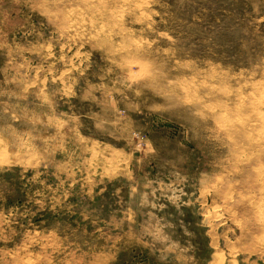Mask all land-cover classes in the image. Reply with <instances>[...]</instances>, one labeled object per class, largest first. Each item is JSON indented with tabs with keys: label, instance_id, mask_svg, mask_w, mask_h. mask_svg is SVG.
Masks as SVG:
<instances>
[{
	"label": "rangeland",
	"instance_id": "1",
	"mask_svg": "<svg viewBox=\"0 0 264 264\" xmlns=\"http://www.w3.org/2000/svg\"><path fill=\"white\" fill-rule=\"evenodd\" d=\"M263 99L264 0H0V264H264Z\"/></svg>",
	"mask_w": 264,
	"mask_h": 264
},
{
	"label": "bare ground",
	"instance_id": "2",
	"mask_svg": "<svg viewBox=\"0 0 264 264\" xmlns=\"http://www.w3.org/2000/svg\"><path fill=\"white\" fill-rule=\"evenodd\" d=\"M262 102H264V99L262 100ZM261 119V118H260ZM261 127H263L264 128V121L261 123ZM262 140H263V142H264V134H263V138H262ZM262 142V143H263ZM264 144V143H263ZM260 168V167H259ZM261 171V170H260ZM258 176V175H257ZM261 196V195H260ZM260 209H262L261 210V213H260V221H261V224L263 225V228H264V208H260ZM264 231V230H263ZM264 242V241H263ZM221 262V260H219L218 261V263H220Z\"/></svg>",
	"mask_w": 264,
	"mask_h": 264
}]
</instances>
